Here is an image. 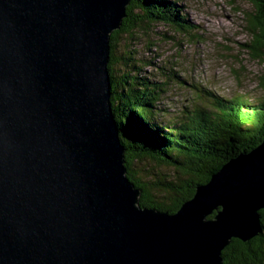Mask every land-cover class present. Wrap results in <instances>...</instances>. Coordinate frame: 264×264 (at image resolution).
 <instances>
[{
    "label": "water",
    "instance_id": "95a60500",
    "mask_svg": "<svg viewBox=\"0 0 264 264\" xmlns=\"http://www.w3.org/2000/svg\"><path fill=\"white\" fill-rule=\"evenodd\" d=\"M130 1L0 0V264H221L259 234L264 139L175 213L138 205L108 71Z\"/></svg>",
    "mask_w": 264,
    "mask_h": 264
},
{
    "label": "trees",
    "instance_id": "16d2710c",
    "mask_svg": "<svg viewBox=\"0 0 264 264\" xmlns=\"http://www.w3.org/2000/svg\"><path fill=\"white\" fill-rule=\"evenodd\" d=\"M245 1L257 10L249 16L251 43L246 48L264 63V0ZM156 24L176 33L191 29L174 0H131L120 29L109 37L108 71L112 112L125 149L127 177L140 191L138 205L172 214L224 163L264 139V90L257 101L204 92L207 99L197 95L199 100L181 116L159 117L157 103L167 84L138 77L140 65L129 57L133 51L128 47L137 39L135 32L145 33ZM123 35L128 39L125 52L118 48ZM259 215V234L247 242L232 239L221 252V264H264V211Z\"/></svg>",
    "mask_w": 264,
    "mask_h": 264
},
{
    "label": "rangeland",
    "instance_id": "374dc122",
    "mask_svg": "<svg viewBox=\"0 0 264 264\" xmlns=\"http://www.w3.org/2000/svg\"><path fill=\"white\" fill-rule=\"evenodd\" d=\"M191 26L176 33L163 24L135 32L130 46L138 77L167 84L157 103L159 117H179L204 92L257 101L263 95L264 63L248 53V20L255 8L245 0H174ZM257 11V10H256ZM123 43L119 51L125 52ZM129 45V44H127ZM203 92V94L201 93ZM197 95L199 96L197 99Z\"/></svg>",
    "mask_w": 264,
    "mask_h": 264
},
{
    "label": "bare ground",
    "instance_id": "6f19581e",
    "mask_svg": "<svg viewBox=\"0 0 264 264\" xmlns=\"http://www.w3.org/2000/svg\"><path fill=\"white\" fill-rule=\"evenodd\" d=\"M122 54H124V53H122ZM139 63V62H138ZM121 68V67H120ZM143 78V77H142ZM128 92V91H127Z\"/></svg>",
    "mask_w": 264,
    "mask_h": 264
}]
</instances>
